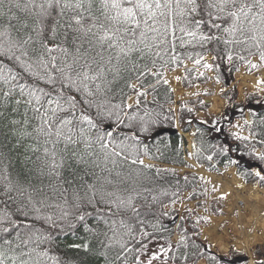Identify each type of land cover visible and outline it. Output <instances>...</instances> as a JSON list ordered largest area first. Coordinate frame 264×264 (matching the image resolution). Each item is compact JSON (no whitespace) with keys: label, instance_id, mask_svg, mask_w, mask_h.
Returning a JSON list of instances; mask_svg holds the SVG:
<instances>
[{"label":"snow or ice","instance_id":"obj_1","mask_svg":"<svg viewBox=\"0 0 264 264\" xmlns=\"http://www.w3.org/2000/svg\"><path fill=\"white\" fill-rule=\"evenodd\" d=\"M205 27L209 29L207 33L203 31ZM177 28L190 38L180 37L182 46L193 41L201 47L213 42L223 44L229 60L232 49L239 46L250 55L258 54L264 62V0H0V55L18 62L46 83L60 85L53 99H48L53 92L25 84H12L3 93L4 97L11 98L13 88H19L23 97L25 88L29 87L28 98L23 103L31 105L34 113L30 119L26 108L23 120L10 121L11 125L19 126L13 128L18 145L21 140L31 141L26 150L34 159L32 156L26 159L33 164L32 178L13 180L6 169L0 175L3 195L17 205V212L26 218L32 212L34 220L48 223L51 229L58 227L57 220H66L78 213L76 220L86 232L102 235L107 240V243L99 241L102 249L111 245L116 224L125 223L123 218L117 221L112 217L128 209L136 212V208L131 194L122 197L117 195L119 188L107 190L114 184H124L127 178H121L120 172L115 173L120 178L118 181L110 178L118 165L116 158L123 153L115 147L109 150L110 143H114L112 132L100 134L99 123L113 115L119 121L121 104L112 103V97L125 74L136 73L137 82L148 73L159 75L153 71L156 58L163 60L164 55L175 52ZM57 36L61 37L60 42H55ZM49 40L54 43L50 44ZM54 51L60 55H52ZM196 55L199 59L194 62L199 64L204 57L200 53ZM170 59L175 63L179 57L171 55ZM149 63L153 68L148 67ZM204 67L212 65L205 62ZM3 68L0 65V79L6 84L17 79L11 69L5 76ZM163 82L168 83L166 79ZM125 83L131 89L137 87L135 83ZM137 96H147V90L138 92ZM136 103H140L139 99ZM15 104L13 112L18 111L21 100H15ZM92 109L98 119L88 114ZM148 115L146 109L145 116ZM136 118V113L127 116L129 121ZM139 119L143 121L144 117ZM92 129L98 130L95 137L91 135ZM147 130L146 124L142 125L141 131ZM96 144L99 152L94 149ZM118 147L135 152V145L124 141ZM96 169L108 175H97ZM256 175L264 180L260 172ZM100 204L106 210L97 207ZM51 207L60 209L56 219L44 212ZM85 207L94 209L96 227L88 224L93 212L84 210ZM5 223L10 227H0L2 233L8 234L20 227L27 231L23 234L16 231L18 243L15 244L0 236V264H78L74 259H63L53 253L55 238L51 230L13 219L8 203L0 207V225ZM101 224L110 226L111 237L100 230ZM69 247L83 249L85 253L92 251L88 243ZM100 255L107 258L105 251ZM116 259H120L119 254Z\"/></svg>","mask_w":264,"mask_h":264},{"label":"trees","instance_id":"obj_2","mask_svg":"<svg viewBox=\"0 0 264 264\" xmlns=\"http://www.w3.org/2000/svg\"><path fill=\"white\" fill-rule=\"evenodd\" d=\"M203 31L207 33L209 29L205 27ZM175 35L177 37L175 52L170 51L168 55H164L163 60L156 58L155 68L152 64H148V67L153 68V71L159 75L154 76L148 73L137 82L136 73L130 76L125 74V79L116 86V93L112 97V103L121 104L119 121L113 115L111 118L104 119L103 123H99L100 134L106 131L112 132L111 141L114 143H110L109 150L115 147L117 152L123 153L122 156L116 158L118 165L110 178L118 181L120 178L116 177V172L121 173V178H127L124 184H114L107 190L115 191L119 188L121 190L117 191V195L122 197L131 194L133 206L136 208V212L128 209L112 217L117 221L123 218L125 223L123 226L119 223L116 224L115 239L107 249H102L99 244L100 240H105L104 236L86 232L83 224L77 222L76 215L78 213L69 216L66 220H57L58 227L51 229L48 223L34 220V213L29 212L26 218L22 213L17 212V205L7 201V197L3 195V187L0 186V207L8 203L9 210L13 212V219L20 221L21 224H32L35 228L51 230L55 238L52 251L61 258L74 259L78 264H109V262L110 264H196L200 258H204L206 264H245L246 258L238 252L230 253V255L213 252L210 246L199 238L197 226L190 218L188 211L183 212L177 221L178 210L172 208L166 210L165 206L174 203L185 191H190L191 199L202 195L200 190L195 187L199 180L197 175L191 172L179 174L176 168L170 167L190 166L184 157L185 154H188L185 149L187 144L185 133L191 137L192 158L198 164L204 165L208 170L219 171L220 168L235 162L238 175L246 183L258 182L259 185L264 186V180L260 176L253 175V169H257L261 176H264V93L260 95L257 91L248 92L242 101H237L236 88L231 87L223 93L225 105L219 114L209 113L206 110L207 104L202 102L199 97L178 102L175 112L171 108L174 103L173 92L162 78L165 69L172 70L180 67L185 61L194 63L196 59H199L197 53L203 56L210 54L214 79L227 87L233 81V75L239 66L251 56L258 58L259 56L258 54L250 55L247 51L241 50L239 46H235L232 49V59L229 60L223 44L213 42L201 47L193 41L182 46L179 38L183 37L184 40L190 38L181 33L178 28ZM60 40L61 37L57 36L55 42H60ZM49 43L54 42L49 40ZM189 54H191V58H189ZM52 55L60 54L54 51ZM171 55H178V61L171 62ZM240 56H244L245 59H239ZM262 63L264 64V62ZM0 65L4 66L5 76L9 74L8 69H11L12 73L17 76L15 81L9 80L7 84L3 79H0V113H3L0 116V175L5 174L6 169L7 174H10L13 180H24L25 177L31 179L30 170L33 168V164L31 160L26 159L28 156H32L34 159L33 154L26 150L31 141L21 140L18 145V137L14 135L13 128L19 126L11 125L10 121L13 119L23 120L26 108L28 117L31 119L34 116L31 110L32 106L23 103L28 98L29 87H38L53 92V96L48 97V99H53L55 89H58L60 85L46 83L45 80L29 73L18 62L2 55H0ZM194 72V68L185 69L184 75L180 78L183 87H191L197 82L206 83L208 80L206 74L196 75ZM158 80L159 83H157ZM126 81L135 82L136 89L127 87ZM12 84H25L29 87L25 88L23 97L20 95L19 88H13L11 98L4 97L3 93L8 91ZM149 85H155V87L147 89V96L138 97L137 92ZM131 94H136L135 103L127 109L126 99ZM17 99L21 100V104L18 106V111L13 112L12 109L17 107L15 104ZM137 99L140 101L138 105ZM42 102L47 107L46 100ZM146 109L149 112L148 116H145ZM200 111L202 112L201 116H199ZM133 113L137 114V118L129 121L127 116H131ZM88 114L92 115L94 119H98L95 116V109H92ZM246 114L249 116V121H245ZM77 115H79V110H77ZM139 117H144V120L141 121ZM236 119L243 121L240 129L246 131L247 136L230 131V128L235 125ZM176 120L183 134L179 133ZM32 122L35 123L34 120ZM145 124L148 130L141 131L142 125ZM97 134V129L91 130L93 137ZM121 141L128 145H135V152L131 149L123 150L118 147ZM106 142H108L107 138ZM94 149L99 152V145H94ZM256 149H261V153L256 154ZM125 156L127 159H124ZM142 158H147L155 163L146 165L139 163ZM133 160L137 162L132 163ZM95 171L97 175H108V173H101L99 169ZM124 188H127L128 191H123ZM11 195L15 196L16 194L12 193ZM97 207L106 210V206L103 204L97 205ZM84 210L93 212V217H89L87 222L90 226L96 227L94 209L85 207ZM113 211H115L114 208ZM213 211H217V209L213 208ZM44 212L52 215L53 219L60 215V209L56 207L46 208ZM176 223V231L180 238L176 242H171L170 237ZM70 224H75L76 227L70 228ZM0 227H10V225L5 223ZM17 230L22 234L27 231L23 227ZM17 230L8 234L0 232V236L13 240L14 244L18 243L15 239ZM100 230L107 232L109 237L113 235L110 226L101 224ZM105 242L107 243V240ZM83 243H88L92 251L85 253L83 249L77 250L69 247L72 244ZM42 247H47V245ZM101 251L107 253V258L100 255ZM117 254L120 256L118 260L116 259ZM254 255L256 259L264 258V245L257 246ZM257 262L261 263L258 260Z\"/></svg>","mask_w":264,"mask_h":264},{"label":"rangeland","instance_id":"obj_3","mask_svg":"<svg viewBox=\"0 0 264 264\" xmlns=\"http://www.w3.org/2000/svg\"><path fill=\"white\" fill-rule=\"evenodd\" d=\"M201 61H203V63H202V65L200 64V67L196 68L197 69V73H202L204 70H208L207 72H208L209 76L212 77L211 70L209 68L204 67L205 62L211 64L210 56L205 57L204 60H201ZM250 61H251V63L247 62L245 65L241 66L240 69L235 73V76H234V81L233 82L235 84V88H237L238 96L240 98L243 97V95L245 94L246 91H253V90L257 89L260 92H264V83L261 82V81H264V65L262 63L261 64L259 63V60H258L257 57H252L250 59ZM252 64H256L257 67L253 68L251 66ZM185 66H189V63L187 62L185 64ZM174 71L175 72L173 74H171V75L169 74L168 71H165L164 74H165V79L168 81V84L173 89L175 102L176 101H183V100H185L187 98H190L191 95L194 94V96L200 95L202 97V99L209 104L208 110H209L210 113L217 114L223 108L224 103H225V99L223 98V93L225 92V89L222 87V85L220 83L215 82L213 79H211L205 84H200V83L196 84L192 88V90L191 89L190 90H188V89L184 90L182 88V86L180 85V83H179V79H177V77H180V75L182 74V70H174ZM241 77H248V80H250V79L253 80L254 84H249V85H246V86L241 85L240 84V82H241L240 78ZM254 78H257V79L255 80ZM174 80H176L178 82L179 87H180L181 90L175 91L174 87L172 86V83H173ZM133 101H134V96H132L130 98L129 102H133ZM213 105H214V107H212ZM174 107L176 108L177 104ZM237 123L241 124L240 121H238ZM142 161L145 162V163L149 162V160H147V159H143ZM195 169H196L197 172H200L199 169H197L196 166H195ZM183 170H185V169L184 168L181 169V171H183ZM198 174H200V176L202 177L201 186H202V188H203V190L205 192V198L206 197L210 198L209 200H201L200 201L201 202L200 206L206 207V205H207L208 207H210L211 205H218V204L222 203L224 200H223V197L221 195H223L224 193H225L226 196H229L228 198L232 202H234V200L239 199V198L243 199V197H241L242 194L235 193L234 192L235 190H233V188L231 186V185L234 184V181H236V176H235L236 174H235V171H234L233 167H228L226 169H223L219 173H216V174H213V175L204 173L202 171L200 173H198ZM216 192H218V193H216ZM211 194H213V196H217L219 194H221V195L219 196V199L217 198L216 200H212ZM251 201L252 200L250 199V202H249L250 204H246L247 209H248L247 213H245V218L246 219L250 218L251 215L256 216L257 209L264 207L263 206L264 202L261 203L260 201L255 200V204H254V206H252L251 205V203H252ZM185 207H188L190 211H192L194 209V207H195V202H189V200L187 201V195H183L179 199V201L174 205V208H179L181 210L185 209ZM196 213L204 216V212L203 211H199L198 210ZM205 218H206L205 225L207 226L210 223V219H209L208 216H206ZM213 224L214 223L212 222V224H211L212 226L210 225L211 229L214 228ZM230 226H231V230L235 234H238V232L234 228V222H232V224ZM258 226L264 228V222H262V224H258ZM200 227H203V225L200 226ZM251 228H248L247 231H252ZM258 228H257V225H256L255 230L258 229ZM216 231H217V229H216ZM225 232H226V230H225ZM248 233H252V232H248ZM218 234H220V233L218 232ZM254 234H256V233H254ZM254 234H252V235H254ZM261 235L259 237H261ZM245 236H246V234H245ZM228 237H229V234L228 235L225 234L223 236V238H221V239H223V241L226 243V238H228ZM254 259H256V258L254 257ZM256 260H261V259H256ZM261 262H263V261H261ZM198 264H203V262H199ZM260 264H262V263H260Z\"/></svg>","mask_w":264,"mask_h":264},{"label":"bare ground","instance_id":"obj_4","mask_svg":"<svg viewBox=\"0 0 264 264\" xmlns=\"http://www.w3.org/2000/svg\"><path fill=\"white\" fill-rule=\"evenodd\" d=\"M177 70H181V69H177ZM175 71H171V72H169V74L171 75V74H173ZM239 76V75H238ZM250 78V77H249ZM255 80L257 79V78H254ZM251 80V79H250ZM248 80V77H241L240 78V84L241 85H243V86H246V85H249V84H254L253 83V80ZM259 81V80H258ZM172 86L174 87V89H175V91H177V90H181L180 89V87H179V84H178V82L176 81V80H174L173 81V83H172ZM129 101H130V99H129ZM212 107H214V105L212 106ZM198 168H199V170L200 171H202V172H207V171H205L204 169H203V167H199L198 166ZM232 186V188L235 190L234 192L235 193H237V194H239L240 192H244V196H245V199H246V204H250L249 202H250V199L251 200H253V201H255V200H257V201H260V202H264V188H262V189H260V190H258L256 187H253V186H250V185H245L244 183H242L240 180H239V178H237L236 179V181H234V184L233 185H231ZM227 193V192H226ZM241 194V193H240ZM251 205H252V203H251ZM246 208H247V206H246ZM222 218L223 217H215V216H213L212 217V222L214 223L213 224V227L214 228H212L211 229V226H209V227H206L205 229H204V231H205V233L206 234H208L209 236H210V239L213 241V240H215V241H219L220 239H221V235L220 234H218V232L216 231V224L220 221V220H222ZM258 237H259V234L258 235H256V234H254V235H252L250 238L252 239V238H255L256 240L258 239ZM221 248H223V250H226V246H225V244L223 243V244H221ZM249 264H253V262L250 260V262H249Z\"/></svg>","mask_w":264,"mask_h":264}]
</instances>
